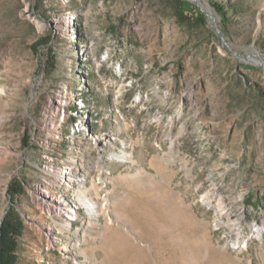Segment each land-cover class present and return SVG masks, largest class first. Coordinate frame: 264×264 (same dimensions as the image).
<instances>
[{
	"label": "rangeland",
	"instance_id": "1",
	"mask_svg": "<svg viewBox=\"0 0 264 264\" xmlns=\"http://www.w3.org/2000/svg\"><path fill=\"white\" fill-rule=\"evenodd\" d=\"M181 1L0 0L17 264H264V0Z\"/></svg>",
	"mask_w": 264,
	"mask_h": 264
},
{
	"label": "trees",
	"instance_id": "2",
	"mask_svg": "<svg viewBox=\"0 0 264 264\" xmlns=\"http://www.w3.org/2000/svg\"><path fill=\"white\" fill-rule=\"evenodd\" d=\"M178 9L179 16L183 19H187L184 16L186 11V4L181 0H175ZM211 6L214 8L216 13L219 15L221 23L223 26H226L227 23L231 20V17L228 12L232 15L236 14V9L233 5H230L227 2L212 1ZM185 9V10H184ZM197 8H195V11ZM193 21L197 25H204L205 18L202 13L197 12L196 17L193 18ZM21 225L19 222L14 219L12 216H7L3 223L0 226V264H17V246L18 239L21 236Z\"/></svg>",
	"mask_w": 264,
	"mask_h": 264
},
{
	"label": "bare ground",
	"instance_id": "3",
	"mask_svg": "<svg viewBox=\"0 0 264 264\" xmlns=\"http://www.w3.org/2000/svg\"><path fill=\"white\" fill-rule=\"evenodd\" d=\"M196 2H198V3H200L201 5H202V7L204 8V10L206 11V13L209 15V17L212 19H214V16H213V13H212V11H211V9L207 6V4L206 3H202L200 0H196ZM208 17V18H209ZM259 20L261 21L260 23H261V27L263 26V24H264V12H262L261 14H260V16H259ZM250 55H255L256 54V52H255V50L253 49V48H251L250 49V53H249ZM2 92V91H1ZM77 170V168L75 167L74 168V171H76ZM88 204L91 206V209L90 210H93V209H95L96 207H97V204L95 203V202H93V200H91V199H88ZM108 198L107 199H105V201H104V205L102 206V210H103V213L104 214H106L107 215V207H108ZM71 215V214H70ZM75 215V214H74ZM73 215V216H74ZM110 221V220H109ZM89 223H90V221H89ZM91 225V224H90ZM67 227H71V224L70 223H67V225H64V226H62V228H61V230H67ZM261 231H258V233H260ZM82 241H86V240H75L74 242H73V244L72 245H70V247L71 248H73V249H76V250H78L80 253H82V248L80 247V246H78V244L79 243H81ZM50 243V242H49ZM108 243L106 242V244L105 245H107ZM67 248V247H66ZM105 248H106V246H105Z\"/></svg>",
	"mask_w": 264,
	"mask_h": 264
}]
</instances>
